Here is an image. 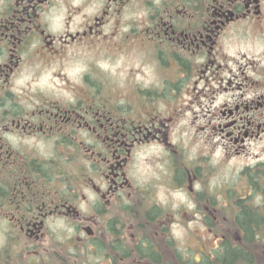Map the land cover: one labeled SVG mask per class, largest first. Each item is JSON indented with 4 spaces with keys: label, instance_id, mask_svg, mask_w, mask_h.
Wrapping results in <instances>:
<instances>
[{
    "label": "flooded vegetation",
    "instance_id": "obj_1",
    "mask_svg": "<svg viewBox=\"0 0 264 264\" xmlns=\"http://www.w3.org/2000/svg\"><path fill=\"white\" fill-rule=\"evenodd\" d=\"M231 28L264 38V0H0V264L4 238L19 257L72 258L103 245L111 264L127 261L117 244L146 237L132 233L135 223L127 227L133 210L143 228L160 226L158 236L177 222L164 217L156 189L189 193L193 219L212 234L227 217L211 216V208L226 205L195 189L213 188L205 165L217 148L222 162L256 163L237 184L214 189H249L242 197L264 207L252 201L264 180L254 186L247 173L264 169V93L245 98L264 80L245 66L237 76L213 56L196 64ZM251 63L256 71L258 61ZM189 72L195 76L183 79ZM209 93L212 102L233 96L212 113L203 103ZM200 142L206 156H192Z\"/></svg>",
    "mask_w": 264,
    "mask_h": 264
},
{
    "label": "rangeland",
    "instance_id": "obj_2",
    "mask_svg": "<svg viewBox=\"0 0 264 264\" xmlns=\"http://www.w3.org/2000/svg\"><path fill=\"white\" fill-rule=\"evenodd\" d=\"M185 139H187V136H184V140ZM203 149L204 146L201 142L196 143L190 147V154L192 156L205 157L206 154H201ZM258 149L260 154L264 155V147L259 146ZM206 151L209 153L207 147ZM149 152L150 151H148V153ZM222 157L223 153L219 157L214 154L210 164L208 161H206L205 166H207V168H211L213 172L211 177V186H213V188L195 189L196 191H204L203 193L208 191L209 193L207 194H210L215 202L217 201V203H223V205H226L225 207H222V210H215L211 208L210 211L211 216L227 217V220L223 221L222 225H217V229L219 231H217L218 237L214 235L216 232L212 231V234L208 233L204 225H202L197 219H193V216L196 213L195 202L190 200L191 197L189 193L182 190L174 191L169 189H156L158 192V201L161 202L165 208L163 214L164 217L169 216L167 213H172L175 215L177 220V222L173 225H168L166 227L168 230L167 235H164V237L157 235V230L159 231L160 226L147 224L148 226L146 228L144 227V229L143 226L138 224L137 228V223H139V219L142 217V213H140L138 208L135 214H138L139 219H134L133 215L131 216V220L129 221L127 227H129L131 223H135L136 225L132 229V233L137 235L148 234L150 236L153 241V245L157 248V250H159L161 254L160 264H182L184 262L200 260L204 256H210L213 254L215 255L216 250L222 241V236L225 234H231L233 235V238L234 235L236 237H240V234L236 235L235 226L233 227L229 225L228 220L232 218L234 208L230 205L231 203L227 204V200H225L223 195L226 194V196L228 195L229 200L236 201L241 196L247 195L248 190H246L247 192H243L244 189H214V187L224 182H227L228 185L237 184V182L240 181L239 176L245 167L247 165H254L256 161H253L252 158H241L222 162ZM252 201L258 203V201L260 202L261 199L258 195H255ZM197 217L198 216H196V218ZM174 233H177V236ZM169 239H171L174 244L171 245L168 243ZM2 244L3 264H111L109 260H107L108 258L106 259L104 257V253L101 251L97 253L90 252L88 250L81 251L79 249L77 250L78 254L72 258H68L66 256H64V258L58 256L41 257L39 255L28 257L22 255L19 257L15 254V246L13 242H10L4 238ZM54 244L55 247L62 248L66 247L67 244L69 245V243H65L63 241L54 242ZM133 244V241H129L128 249L129 247L131 248ZM256 248V252H254L256 257L253 259V262L248 264H264V233L263 237L257 242ZM137 260V258L136 260L135 258H130L127 259V261L121 260L117 264H139ZM143 262L146 264V261Z\"/></svg>",
    "mask_w": 264,
    "mask_h": 264
},
{
    "label": "trees",
    "instance_id": "obj_3",
    "mask_svg": "<svg viewBox=\"0 0 264 264\" xmlns=\"http://www.w3.org/2000/svg\"><path fill=\"white\" fill-rule=\"evenodd\" d=\"M247 173L250 175L252 185L263 186L261 180H264V169L261 168L258 171L247 170ZM246 190L249 191V189H244L243 192H246ZM253 192H257L258 194L256 193V195L262 199L260 203L264 202V189H254ZM251 198H243L241 196V198L237 199L236 202L239 209L234 208L232 218L228 220L229 225L235 226L236 235L240 234V237L234 235L233 238V235L225 234L221 238L222 241L215 255L204 256L199 261L193 259V262H184L182 264H248L253 262V259L256 257L254 252L257 249V242L263 237L264 233V207L249 204L248 201ZM135 213L136 210H133L132 215L134 219L138 220L139 216ZM211 227L216 234L219 232L217 225L214 223ZM168 243L174 244L171 239L168 240ZM100 248V251L104 253L105 248L103 245ZM114 249L116 252L121 253L122 256L124 255L126 259L135 258L136 260L137 258L139 264H144L143 261H146V264H160L161 254L153 245V241L148 234L137 244L134 242L133 246L129 247V249L128 243L123 245L122 242H119ZM119 261H121L119 258H115V264Z\"/></svg>",
    "mask_w": 264,
    "mask_h": 264
},
{
    "label": "clouds",
    "instance_id": "obj_4",
    "mask_svg": "<svg viewBox=\"0 0 264 264\" xmlns=\"http://www.w3.org/2000/svg\"><path fill=\"white\" fill-rule=\"evenodd\" d=\"M213 47L215 49L214 52L212 51V48H209L207 52L201 53V55L196 61L197 65L205 64L206 61L209 60L210 56H213L219 64H226L237 76H239V71L237 70L240 69L241 66H245L244 71L248 76L252 77L254 80H264V55H262L264 54V38H253L250 34H245V32H237L233 28H231L228 32L219 37ZM253 61H258V64L255 65L256 71L252 70L253 64L251 62ZM223 75L225 77H229V73L227 71L223 72ZM193 76H195V73L189 72L183 79L191 80ZM166 78L172 80L169 74H166ZM196 79H199V77H196ZM207 79L213 80V83L210 85V87L219 88V84L215 82L211 75H209ZM199 87L205 88L206 85L201 83ZM184 91L186 92L187 88H185ZM262 93H264V89H260L259 91L246 90L245 98L247 100H253ZM171 94L176 95L177 90L176 94H173L172 92ZM232 96L233 93L217 94V96L215 97V101L212 102L211 93H209V98L204 99L203 103L207 106V108L211 109L212 113H215L220 109L222 104H224L226 101H230ZM188 99H191V97H188ZM152 107L153 106L150 105V108L148 110L149 115L150 113L154 114L152 113ZM193 107L195 108L196 112H200V108L195 107V105H193ZM158 108L159 112L162 113L164 116L169 115V105H166L164 102H160ZM187 115L189 118H191L192 113L189 112ZM199 122L207 123V121L203 118ZM216 122L217 121L212 120V123ZM183 123L187 124L188 121L185 120L183 121ZM178 133H180L179 128H177L173 134L174 139L180 138ZM183 135L186 137L188 134L184 133ZM216 139L219 140V137H216ZM259 146L264 147V140L259 142ZM159 150L160 145H154L151 149V151ZM221 154L222 149L217 148L215 155L219 157L221 156ZM262 158H264V155H262ZM174 234L177 236V233Z\"/></svg>",
    "mask_w": 264,
    "mask_h": 264
}]
</instances>
